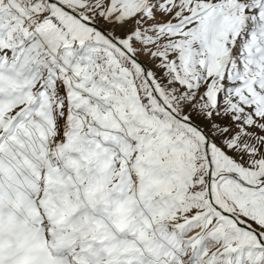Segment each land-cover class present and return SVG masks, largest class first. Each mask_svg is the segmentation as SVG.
Listing matches in <instances>:
<instances>
[{
    "label": "snow or ice",
    "instance_id": "snow-or-ice-1",
    "mask_svg": "<svg viewBox=\"0 0 264 264\" xmlns=\"http://www.w3.org/2000/svg\"><path fill=\"white\" fill-rule=\"evenodd\" d=\"M0 264H264V0H0Z\"/></svg>",
    "mask_w": 264,
    "mask_h": 264
}]
</instances>
